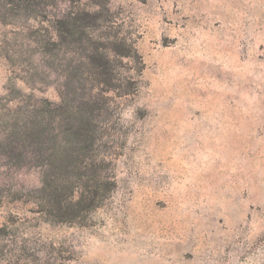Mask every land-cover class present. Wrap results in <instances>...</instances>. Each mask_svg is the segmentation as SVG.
<instances>
[{
	"label": "rangeland",
	"instance_id": "obj_1",
	"mask_svg": "<svg viewBox=\"0 0 264 264\" xmlns=\"http://www.w3.org/2000/svg\"><path fill=\"white\" fill-rule=\"evenodd\" d=\"M0 264H264V0H0Z\"/></svg>",
	"mask_w": 264,
	"mask_h": 264
}]
</instances>
